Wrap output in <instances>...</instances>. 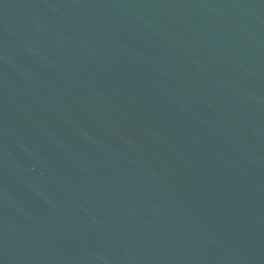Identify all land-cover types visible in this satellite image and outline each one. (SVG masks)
Returning a JSON list of instances; mask_svg holds the SVG:
<instances>
[{
	"label": "water",
	"instance_id": "water-1",
	"mask_svg": "<svg viewBox=\"0 0 264 264\" xmlns=\"http://www.w3.org/2000/svg\"><path fill=\"white\" fill-rule=\"evenodd\" d=\"M0 264H264V0H0Z\"/></svg>",
	"mask_w": 264,
	"mask_h": 264
}]
</instances>
